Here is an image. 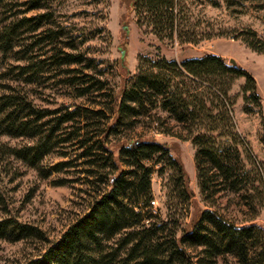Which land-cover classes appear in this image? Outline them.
I'll use <instances>...</instances> for the list:
<instances>
[{
  "label": "trees",
  "instance_id": "obj_1",
  "mask_svg": "<svg viewBox=\"0 0 264 264\" xmlns=\"http://www.w3.org/2000/svg\"><path fill=\"white\" fill-rule=\"evenodd\" d=\"M42 1L29 0V10L43 7ZM130 10L138 24L150 28L161 41L200 42L190 30L184 0H132ZM44 16L22 21L37 18L38 29ZM14 33L11 28L8 35ZM235 38L264 54V40L256 30ZM126 55L124 48L120 59L124 67ZM82 59L80 54L66 52L59 64L81 63ZM239 77L246 78L245 98L262 104L255 77L216 53L181 61L141 55L138 73L125 79L113 104L96 110L82 105L42 108L25 96H0L6 131L36 139L13 148L18 158L37 168L55 147L70 143L81 150L73 159H83L86 171L94 176L85 209L42 255L27 264H206L205 260L219 264L220 258L226 264H264V226L255 222L264 209V160L250 154L231 115L230 90ZM82 84H87L82 93L94 87L90 80ZM97 89H103V84ZM153 109L166 112L167 117L154 114ZM146 117L158 123L161 132L195 146L200 191L208 208L190 222L183 219L184 210L194 194L181 159L155 136L134 137L127 132ZM71 166L73 160L66 159L53 169ZM166 173L168 195L176 209L161 219L152 209V181L155 174L163 177ZM235 199L242 201V218L231 211ZM12 224L0 220V236ZM12 230L19 231L18 237L40 234L16 220ZM199 247L201 256L196 260Z\"/></svg>",
  "mask_w": 264,
  "mask_h": 264
},
{
  "label": "rangeland",
  "instance_id": "obj_2",
  "mask_svg": "<svg viewBox=\"0 0 264 264\" xmlns=\"http://www.w3.org/2000/svg\"><path fill=\"white\" fill-rule=\"evenodd\" d=\"M131 1L43 0V7L29 10V0H0V96H25L42 108L82 105L96 110L113 104L125 79L138 73L141 55L181 61L216 53L228 63L234 59L256 79L262 104L245 98L246 78L239 77L230 90V110L250 154L264 160V54L235 38L254 29L264 40V0H184L192 22L190 30L200 38L196 44L161 41L150 28L138 24L130 10ZM44 13L38 29L37 18L22 21ZM11 28H15L12 37L8 35ZM124 48L126 67L120 62ZM66 52L80 54L83 61L60 65ZM87 80L94 87L82 93L89 84L82 83ZM101 83L103 89H97ZM152 112L167 117L162 110ZM4 120L5 115L0 113V220H11L13 224L6 235L0 236V264H27L42 255L85 209L94 176L86 171L83 159H73L81 150L70 143L55 147L37 168L30 166L14 154L13 148L32 144L36 139L8 133L6 125H2ZM127 132L134 137L144 133L155 136L183 162L194 194L184 210L185 222L208 208L200 191L196 149L190 140L161 132L150 117ZM64 152H68L66 157ZM246 155L243 153L245 159ZM66 159L73 160V166L61 171L53 169ZM167 182L168 173L163 177L155 174L152 181V209L161 219L176 209L169 198ZM231 208L237 217H244L241 200L235 199ZM15 220L38 229L40 234L18 237L19 231L12 230ZM255 222L264 226V209ZM201 250L199 247L195 251L196 260ZM204 262L210 264L208 260ZM219 264H226L225 259L220 258Z\"/></svg>",
  "mask_w": 264,
  "mask_h": 264
},
{
  "label": "water",
  "instance_id": "obj_3",
  "mask_svg": "<svg viewBox=\"0 0 264 264\" xmlns=\"http://www.w3.org/2000/svg\"><path fill=\"white\" fill-rule=\"evenodd\" d=\"M230 61H231L232 63H235V62H236L234 59H230Z\"/></svg>",
  "mask_w": 264,
  "mask_h": 264
},
{
  "label": "built area",
  "instance_id": "obj_4",
  "mask_svg": "<svg viewBox=\"0 0 264 264\" xmlns=\"http://www.w3.org/2000/svg\"><path fill=\"white\" fill-rule=\"evenodd\" d=\"M153 202H155V200Z\"/></svg>",
  "mask_w": 264,
  "mask_h": 264
}]
</instances>
